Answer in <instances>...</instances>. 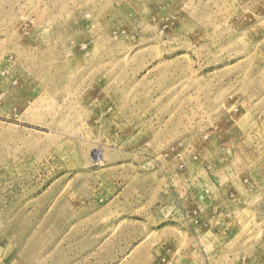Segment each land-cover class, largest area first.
Wrapping results in <instances>:
<instances>
[{
	"label": "rangeland",
	"instance_id": "1",
	"mask_svg": "<svg viewBox=\"0 0 264 264\" xmlns=\"http://www.w3.org/2000/svg\"><path fill=\"white\" fill-rule=\"evenodd\" d=\"M0 264H264V0H0Z\"/></svg>",
	"mask_w": 264,
	"mask_h": 264
}]
</instances>
